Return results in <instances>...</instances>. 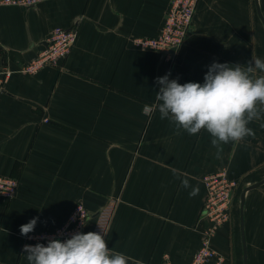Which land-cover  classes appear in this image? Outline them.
I'll return each mask as SVG.
<instances>
[{"label":"crops","instance_id":"crops-1","mask_svg":"<svg viewBox=\"0 0 264 264\" xmlns=\"http://www.w3.org/2000/svg\"><path fill=\"white\" fill-rule=\"evenodd\" d=\"M170 1L0 4V67L15 70L0 96V174L20 180L14 197L0 196V264H28L20 227L31 219L38 217L32 233L51 232L82 203L91 232L112 197L119 201L110 249L129 264H163L165 254L173 264H190L211 224L204 176L220 171L238 186L213 247L224 264H244L241 197L258 184L246 191L244 230L248 264H264V113L248 125L254 136L223 144L217 158L209 133L178 135L156 107L158 77L202 84L213 62L264 59L256 4L264 18V0H199L176 52L141 48L135 38L160 33ZM56 26L76 28L70 54L36 74L18 72Z\"/></svg>","mask_w":264,"mask_h":264},{"label":"clouds","instance_id":"clouds-1","mask_svg":"<svg viewBox=\"0 0 264 264\" xmlns=\"http://www.w3.org/2000/svg\"><path fill=\"white\" fill-rule=\"evenodd\" d=\"M169 75L156 79L160 85L156 107L160 119H168L178 135L181 130L189 135L206 131L217 158L223 144L255 135L248 125L264 113V59H251L246 66L213 62L202 84H181ZM183 186L189 187L187 180ZM197 192L193 189L190 195ZM37 221L38 217L21 225V235L32 233ZM103 233L75 232L63 240L49 239L46 245H24L23 251L28 264H129L128 257L108 247Z\"/></svg>","mask_w":264,"mask_h":264},{"label":"built area","instance_id":"built-area-1","mask_svg":"<svg viewBox=\"0 0 264 264\" xmlns=\"http://www.w3.org/2000/svg\"><path fill=\"white\" fill-rule=\"evenodd\" d=\"M43 1L46 0H0V4L32 6ZM198 2L199 0H171L160 33L153 37H137L134 42L143 49L159 52L170 53L173 52V48L178 50L188 38ZM77 38L78 32L75 27H54L43 49L35 58L20 64L17 71L36 74L47 65L58 64L70 54ZM14 72L15 70L8 65L0 67V96L4 91L6 80ZM204 183L206 198L203 210L211 224L190 264H224L225 258L213 247L212 238L217 230L231 218L234 190L238 182L231 179L226 172L220 171L206 174ZM19 184L20 180L17 177L0 174V196L14 197ZM118 201V197H112L97 211L91 232L104 235V231L106 233L104 238L107 239ZM89 212L84 204L78 203L62 226L51 232L29 234L25 245L37 243L46 245L52 238L63 240L75 232L85 233ZM163 264H173L168 254H165Z\"/></svg>","mask_w":264,"mask_h":264},{"label":"water","instance_id":"water-1","mask_svg":"<svg viewBox=\"0 0 264 264\" xmlns=\"http://www.w3.org/2000/svg\"><path fill=\"white\" fill-rule=\"evenodd\" d=\"M257 7H258V12L260 17L262 18L263 22H264V18L261 14L259 5H258V1H256ZM177 50V48H173L172 51L175 52ZM261 183V182H260ZM258 184H255L254 186H256ZM254 186H248L247 188L244 189V191L242 192V203H241V226H242V238H243V247H244V264H248V254H247V242H246V235H245V230H244V205H245V195H246V191H248L250 188L254 187Z\"/></svg>","mask_w":264,"mask_h":264},{"label":"rangeland","instance_id":"rangeland-1","mask_svg":"<svg viewBox=\"0 0 264 264\" xmlns=\"http://www.w3.org/2000/svg\"><path fill=\"white\" fill-rule=\"evenodd\" d=\"M234 193H236V189L234 190ZM231 219V218H230ZM230 221V220H229Z\"/></svg>","mask_w":264,"mask_h":264}]
</instances>
